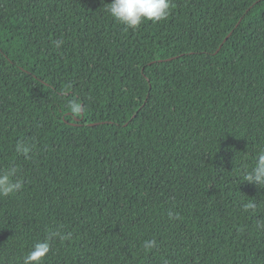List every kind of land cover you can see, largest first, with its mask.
<instances>
[{
	"label": "trees",
	"instance_id": "obj_1",
	"mask_svg": "<svg viewBox=\"0 0 264 264\" xmlns=\"http://www.w3.org/2000/svg\"><path fill=\"white\" fill-rule=\"evenodd\" d=\"M109 3L0 0V264H264V0Z\"/></svg>",
	"mask_w": 264,
	"mask_h": 264
},
{
	"label": "clouds",
	"instance_id": "obj_2",
	"mask_svg": "<svg viewBox=\"0 0 264 264\" xmlns=\"http://www.w3.org/2000/svg\"><path fill=\"white\" fill-rule=\"evenodd\" d=\"M172 8V0H111L107 9L111 17L129 29H137L144 21L158 23L167 19ZM56 46L62 41H56ZM23 152V146L18 147ZM244 181L264 188V150H260L244 173ZM22 188L19 169L15 166L0 168V198L10 197ZM254 208L255 204H247ZM60 234L52 232L47 239L37 242L23 258V264H41L50 251V241ZM155 241H147L146 249H152Z\"/></svg>",
	"mask_w": 264,
	"mask_h": 264
}]
</instances>
